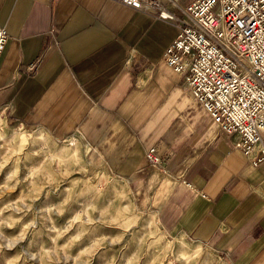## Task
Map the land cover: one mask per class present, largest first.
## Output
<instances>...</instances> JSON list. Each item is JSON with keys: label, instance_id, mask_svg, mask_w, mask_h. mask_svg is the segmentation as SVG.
Here are the masks:
<instances>
[{"label": "crops", "instance_id": "0c3cea01", "mask_svg": "<svg viewBox=\"0 0 264 264\" xmlns=\"http://www.w3.org/2000/svg\"><path fill=\"white\" fill-rule=\"evenodd\" d=\"M0 28L2 121L80 140L163 235L264 264V163L242 158L164 66L173 23L110 0H0Z\"/></svg>", "mask_w": 264, "mask_h": 264}, {"label": "rangeland", "instance_id": "374dc122", "mask_svg": "<svg viewBox=\"0 0 264 264\" xmlns=\"http://www.w3.org/2000/svg\"><path fill=\"white\" fill-rule=\"evenodd\" d=\"M70 139L0 117V264H224L160 233L125 183Z\"/></svg>", "mask_w": 264, "mask_h": 264}, {"label": "built area", "instance_id": "2783aa9c", "mask_svg": "<svg viewBox=\"0 0 264 264\" xmlns=\"http://www.w3.org/2000/svg\"><path fill=\"white\" fill-rule=\"evenodd\" d=\"M110 1L173 23L164 66L182 77L192 105L232 138L242 158L252 167L264 163V0H188L181 9V0ZM6 38L0 28V54ZM143 159L154 169L164 163L154 149Z\"/></svg>", "mask_w": 264, "mask_h": 264}]
</instances>
